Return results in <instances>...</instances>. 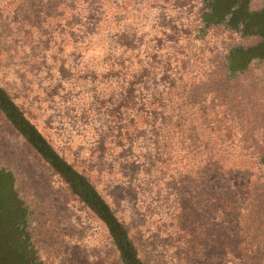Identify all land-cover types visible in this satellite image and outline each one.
<instances>
[{
    "label": "rangeland",
    "instance_id": "obj_1",
    "mask_svg": "<svg viewBox=\"0 0 264 264\" xmlns=\"http://www.w3.org/2000/svg\"><path fill=\"white\" fill-rule=\"evenodd\" d=\"M80 1L94 8L98 2L105 7L118 5L116 0ZM164 1L148 0L138 6L140 34L144 32V40L148 27L152 25L153 31L158 29L161 7L171 9V14L178 16L177 6L185 0H173L172 6V2L170 6H163ZM45 3L46 0H0V90L22 113L26 123L48 143L55 157L73 171L87 176L109 212L127 231L128 240L134 241L139 264H184L190 260L191 264H264V193L261 187L255 189L254 197H245L238 190L231 196L226 211L220 193L222 225L216 227L214 203L212 210L204 209L211 217H203L199 200L203 191L205 194L206 185L202 187V181L192 177L195 163L188 164L187 154L180 164L166 163L165 179L158 175L147 179L140 174L130 180L127 170L122 171L124 176L120 178L118 168L107 172L91 165L88 154L95 142L92 128L104 122V114L92 120L75 113L89 108V103L92 107L94 100L88 97L108 86V80L91 79L98 75L96 80L102 81L100 74L106 72L100 43L83 27L75 25L78 19L70 10L61 12L57 7L47 10ZM125 9L129 10V6ZM165 20L168 21V17ZM214 29L209 28L204 39L213 42L212 53L217 52L219 56L232 46L264 49V33L260 28L257 31L261 34L249 37H239L237 31L210 37ZM250 30L255 28L251 26ZM193 35L194 32L191 38ZM195 42L194 39L188 41L183 47L188 57L195 54L198 45ZM207 51L203 53L205 64L201 68L205 75L209 69L207 59H211ZM239 60L236 66L242 63ZM220 75L215 72V79ZM224 76L229 79L218 83L221 93L217 97L229 89L239 110L245 113L239 116V112H231L237 126L230 142L223 139L227 118L219 113L217 118L221 124H217V139L212 148L221 156L232 154L224 164L226 169L231 168L230 179L236 180L235 184H241L242 173L246 170L252 182L257 178L264 182V165L257 163L258 154L264 153V55ZM242 117L247 125L238 122ZM238 128H246L250 135L253 133L246 144L241 143ZM167 151L170 155L175 151L180 156L186 152L183 147H170ZM104 152L112 163L114 157L125 163L128 157L148 156L154 150L148 142H143L130 154H120L118 148L107 146ZM242 153L249 157L241 158ZM200 158L198 154L195 161L199 162ZM189 167L192 171L187 175ZM174 172H181V175L185 172V178L176 179ZM1 182L7 187L4 186L7 197L14 206L9 210L15 220L13 239L17 247L29 248L33 255L31 262L121 264L116 240L109 236L99 214L72 190L67 180L45 161L0 110ZM211 186L210 183L209 188ZM223 220L228 230L223 227Z\"/></svg>",
    "mask_w": 264,
    "mask_h": 264
},
{
    "label": "trees",
    "instance_id": "obj_2",
    "mask_svg": "<svg viewBox=\"0 0 264 264\" xmlns=\"http://www.w3.org/2000/svg\"><path fill=\"white\" fill-rule=\"evenodd\" d=\"M116 1L118 5L115 7H105L102 2H98L95 8L80 0H46L45 3L47 10L56 7L61 9V12L70 10L78 19L75 25L83 27L94 41L100 43L99 49L103 54L106 72L100 74L102 81L96 80L98 75L96 78H93L95 77L93 75L91 79L97 82L108 80V86L97 92L95 96L88 97L94 100L92 107L89 103V108L77 110L75 113L92 120L104 114V122L100 123L98 128H92L95 142L88 154L89 162L95 166V169L101 168L99 170L105 169L107 172H110L111 168L115 170L118 168L120 178L124 176L122 171L127 170L130 172V180H134L135 175L140 174L147 179L155 175L165 179L167 178L164 172L166 163L170 161L174 166L180 164L184 160V155L187 154L188 164L195 163L192 177L199 178L202 181V187L206 185L205 194L203 191L199 200L204 211L201 213L204 214L203 217H211V213H206L204 209L206 207L207 211L212 210V203H214V217L217 219L215 223H217L216 227H219L222 225L220 193L223 195L226 211L231 203V196L236 195L238 190L245 197H254L256 188L261 187L264 193V182H259V178L252 182L246 170L242 173L241 184H235L236 180L232 182L230 179V174L233 173L230 171L231 168L226 169L224 164L232 157V154L221 156L212 148L217 139V124H221L217 118L219 113L227 118L224 121V123L227 122V127H225L223 139L228 142L232 140V131L237 126V123L234 124L235 117L231 115V112L235 114L239 112V116L245 113L239 110V105L233 100L229 89L217 97V94L221 93L218 83L223 79L225 81L229 79L228 76L225 78V73L228 75L244 67L253 59L260 60L264 55V49L232 46L219 56L217 52V54L212 53L213 42L205 40L204 37L209 28H215L209 34L210 37H214L216 33L220 35L233 33V31H237L239 37H249L252 21L264 8V0H185L177 6L178 16H173L171 9L161 7L157 17L158 29L153 31L152 25L148 27L146 40H144V32L140 34L141 20L137 12L141 2L148 0H129L128 4L124 3V0ZM170 2L172 6L173 0H165L163 6L169 5ZM127 6L129 10L125 9ZM46 12L50 13V11ZM166 17L168 21L165 20ZM182 19H189L187 23L190 24L181 22ZM195 24L196 26L190 27ZM192 32H194L193 38H191ZM193 39L198 45L195 46V54L188 57L184 54L183 47ZM205 50L211 54V59L209 61V58L207 59L209 69L206 75L201 71L205 64L203 61ZM238 59L242 63L236 66ZM189 67L190 70H188ZM215 72L221 73L217 80ZM92 74L96 75L97 72ZM204 78L206 80H203ZM0 95L6 106L18 114L21 120L27 122L2 90ZM92 97L95 98L92 99ZM207 97L208 100H206ZM0 110L12 123L7 116L6 107L0 106ZM244 118L242 117V120L238 122L247 125ZM13 126L24 136L18 126L15 124ZM29 127L39 136L31 125ZM238 131L242 144H246L252 138L253 133L248 134L246 128H238ZM40 138L46 144L48 151L52 152L48 143L42 137ZM143 142H148L154 153L139 156L136 159L132 156L128 157L125 163L118 161L116 157L113 158L112 163L104 152L107 146L118 148L120 154L124 152L130 154V151L136 147H141ZM170 147L173 149L183 147L186 152L182 156L175 151L170 155L167 151ZM33 148L37 151L35 146ZM198 154L201 158L199 162H196ZM239 156L249 157L243 153ZM44 159L49 162L46 158ZM57 161L64 165L68 172L63 174L52 168L67 180L72 190L100 217L101 212L97 206L98 204L105 206L112 224L119 226L123 234L122 241L128 244L134 263L139 264L134 250V241L128 240L127 231L109 212L108 206L88 182L87 176L73 171L69 165L58 158ZM257 163L260 166L264 165V153L258 154ZM191 169L189 167L187 175L191 173ZM180 173L174 172L177 174L176 179L177 177L179 180L185 178L186 173L184 172L183 175ZM74 176L82 181L90 194L79 189ZM210 183L211 188H209ZM220 183L223 184L222 187ZM5 206L0 203V264H35L31 262L33 255L31 256L29 248L25 250L16 246L12 233L15 220L12 217L13 214L9 212L11 207ZM103 222L109 236L114 240L109 231V224L104 220ZM224 226L228 230L223 220ZM114 243L120 263L126 264L116 241ZM179 255H182L181 251ZM191 262L190 260L184 264H191Z\"/></svg>",
    "mask_w": 264,
    "mask_h": 264
},
{
    "label": "water",
    "instance_id": "obj_3",
    "mask_svg": "<svg viewBox=\"0 0 264 264\" xmlns=\"http://www.w3.org/2000/svg\"><path fill=\"white\" fill-rule=\"evenodd\" d=\"M0 106L6 107V104L3 100V97L0 95ZM7 116L11 119L12 123L19 127L21 132L26 137L27 141L35 146L37 151L46 159L50 160V164L54 169H56L60 173H67L68 169L62 165L61 163L57 162V158L48 151L46 144L41 140L39 136L35 134V132L29 127V125L21 120V118L15 114L12 109L6 107ZM74 180L78 184V187L81 191H87L89 194L87 187L83 186V183L81 180L77 179L76 176H74ZM97 209L101 212V218L109 224V231L113 235V237L116 240V244L121 250L122 257L126 264H135L133 261V257L131 252L129 251V246L126 242L122 241V232L119 229V226L116 224H112L111 219L109 217V214L107 213V210L105 206L98 204Z\"/></svg>",
    "mask_w": 264,
    "mask_h": 264
},
{
    "label": "flooded vegetation",
    "instance_id": "obj_4",
    "mask_svg": "<svg viewBox=\"0 0 264 264\" xmlns=\"http://www.w3.org/2000/svg\"><path fill=\"white\" fill-rule=\"evenodd\" d=\"M255 24V25H254ZM253 28H255V30L251 32V34H261V31L262 33H264V8H262L260 10V13L259 15H257L253 21H252V25H251ZM257 28L261 29V31H257ZM7 107V106H6ZM49 160V159H47ZM50 162V160H49ZM58 162V161H57ZM3 182V181H2ZM2 182L0 183V203L1 204H5L6 206L5 207H13V204H10L9 202V198L7 197V192L4 188L5 185L2 184ZM6 187V186H5ZM7 188V187H6Z\"/></svg>",
    "mask_w": 264,
    "mask_h": 264
}]
</instances>
